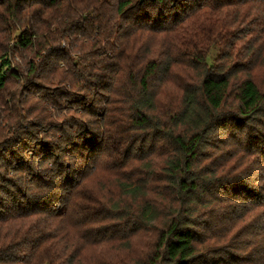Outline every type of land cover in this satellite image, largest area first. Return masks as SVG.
Returning a JSON list of instances; mask_svg holds the SVG:
<instances>
[{
    "label": "trees",
    "instance_id": "obj_1",
    "mask_svg": "<svg viewBox=\"0 0 264 264\" xmlns=\"http://www.w3.org/2000/svg\"><path fill=\"white\" fill-rule=\"evenodd\" d=\"M263 50L264 0H0V264H264Z\"/></svg>",
    "mask_w": 264,
    "mask_h": 264
},
{
    "label": "rangeland",
    "instance_id": "obj_2",
    "mask_svg": "<svg viewBox=\"0 0 264 264\" xmlns=\"http://www.w3.org/2000/svg\"><path fill=\"white\" fill-rule=\"evenodd\" d=\"M262 54H264V50H263ZM255 73H256V75L258 73V76H256V82H257V77H258V82H259L258 84H259V86H261V84H264V67H260L258 69L256 68ZM150 241H151V239L148 238V237L145 238V236L140 237L136 241L137 242V247H138V250H139V252H137L139 254L138 257L143 259L144 257H146L147 254L149 255V252L147 250V246H145V243L146 242H150ZM107 245H106V247H108ZM113 245L114 246L110 245L111 247L106 248V250H104L105 246L102 245V246H100V248H98V250L95 252V254L97 256H100V255H103L102 252H106L107 251L108 254L106 256V259H108L110 261L118 260L116 258H119L120 255H122V254L121 253H117L119 251L118 245L117 244H113ZM234 254H238V252H234ZM122 258L125 259V256H123Z\"/></svg>",
    "mask_w": 264,
    "mask_h": 264
}]
</instances>
